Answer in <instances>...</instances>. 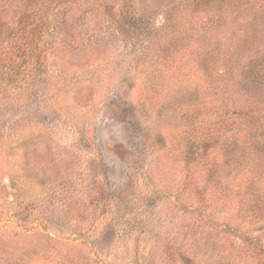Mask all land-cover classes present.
<instances>
[{"label": "rangeland", "instance_id": "374dc122", "mask_svg": "<svg viewBox=\"0 0 264 264\" xmlns=\"http://www.w3.org/2000/svg\"><path fill=\"white\" fill-rule=\"evenodd\" d=\"M178 1L133 0L143 25L133 30H158ZM94 21L71 28L66 53L16 59L14 80L0 65V264H242L223 197L214 207L184 163L181 117L218 112L195 55L165 65L169 33H158L138 65L162 69L158 89L130 69L138 46ZM215 142L202 140L200 156L223 163ZM247 241L264 264V247Z\"/></svg>", "mask_w": 264, "mask_h": 264}, {"label": "trees", "instance_id": "16d2710c", "mask_svg": "<svg viewBox=\"0 0 264 264\" xmlns=\"http://www.w3.org/2000/svg\"><path fill=\"white\" fill-rule=\"evenodd\" d=\"M91 19L109 25L117 41L122 38L138 46L130 69L152 76L158 89L163 85L162 69L138 67L158 33H169L163 34L165 65L169 60L176 64L191 52L195 55L206 95L218 112L215 118H201L196 107L193 116L183 114L180 120L188 126L184 163L194 166L214 190V207L223 197L227 211L223 233L227 228L234 231L235 235L228 233L233 237L229 243L242 246V264H260L247 239L255 238L259 249L264 247V0H179L165 13L158 30L147 21L150 26L142 31L133 30L137 23L143 26L133 0H0L3 80H14L16 59L39 62L44 52H68L71 28ZM36 34L44 38V50ZM153 93L151 99L159 92ZM208 137L216 141L214 150L223 155V163L201 158L200 145ZM191 180L197 189L196 179ZM237 180L232 195L230 183Z\"/></svg>", "mask_w": 264, "mask_h": 264}]
</instances>
